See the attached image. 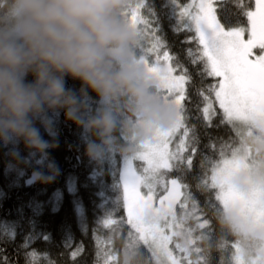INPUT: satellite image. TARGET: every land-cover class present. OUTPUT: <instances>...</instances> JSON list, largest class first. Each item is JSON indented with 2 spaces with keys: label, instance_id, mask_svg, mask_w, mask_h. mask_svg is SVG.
<instances>
[{
  "label": "trees",
  "instance_id": "16d2710c",
  "mask_svg": "<svg viewBox=\"0 0 264 264\" xmlns=\"http://www.w3.org/2000/svg\"><path fill=\"white\" fill-rule=\"evenodd\" d=\"M144 3L142 14L153 19L148 13L154 6L162 25L157 35L164 38L166 47L159 54L167 51L170 65H179L174 73L189 76L181 102L189 129L187 151L181 153L184 162L163 176L164 182L175 178L180 184L175 216L192 240L188 264H234L235 244L252 251L261 242L239 233L226 218L210 183L212 168L231 150L243 149L248 163L264 174V133L249 124L222 122L217 105L211 121L204 118V96L215 79L198 69L201 62H194L198 45L189 42L193 32L180 24V32L174 34L176 10L171 5L163 7L164 0ZM185 3L178 0V7ZM213 3L221 23L234 26L246 25L243 13L255 7V0ZM66 87L79 94L82 84L66 77ZM84 103L87 117L102 107L91 91ZM48 121L47 126L35 121L49 145L43 155L28 149L23 140L0 143V264H162L128 222L124 204L120 174L136 141L117 132L113 148L93 160L87 146L95 138L68 121L64 110L48 113ZM190 195L194 199H188Z\"/></svg>",
  "mask_w": 264,
  "mask_h": 264
},
{
  "label": "clouds",
  "instance_id": "9594fccd",
  "mask_svg": "<svg viewBox=\"0 0 264 264\" xmlns=\"http://www.w3.org/2000/svg\"><path fill=\"white\" fill-rule=\"evenodd\" d=\"M132 6L133 0H0V143L23 140L43 155L49 145L35 121L47 126L48 113L64 110L95 138L87 154L99 160L117 132L139 142L175 123L157 78L137 67ZM66 77L81 82L79 94L66 87ZM88 91L102 105L90 117ZM251 235L264 239V224Z\"/></svg>",
  "mask_w": 264,
  "mask_h": 264
},
{
  "label": "snow or ice",
  "instance_id": "6c2138e0",
  "mask_svg": "<svg viewBox=\"0 0 264 264\" xmlns=\"http://www.w3.org/2000/svg\"><path fill=\"white\" fill-rule=\"evenodd\" d=\"M169 5L178 12L175 17L177 24L172 26L174 34L180 32V24L186 20L188 30L194 32L189 42L198 45L194 62H201L197 63L198 69L204 75L215 79V83L208 87V95L204 96L206 105L203 108L204 118L211 121L216 112L214 105H218L222 122L231 125L264 123V0H255L254 9L243 13L246 25L235 26L221 23L213 0H186L183 7H178V0H164L163 7ZM145 7L144 0H140L132 6L128 19L140 37L144 34L141 26L149 30L148 34L156 41L149 51L159 53L160 48L166 47L164 38L157 35L162 31V25L156 17L154 6L148 13L153 19H148L142 14L141 10ZM245 32L248 33L246 41L242 39ZM254 49H259L255 55ZM189 52L192 50L189 49ZM171 59L172 57L165 51L161 63V56L156 54L157 67L150 72L157 78L160 90H163L164 101L175 109L176 122L167 131L158 132L152 142L137 156L145 165L144 171L157 183L163 178L164 171H172L184 162L181 153L187 151L185 139L182 138L175 150H171L172 137L181 127L183 137L189 135V129L184 125V106L181 103L185 100L184 84L189 76L186 72L174 76L175 67L179 65H170L168 62ZM172 93L177 95L173 96ZM188 164H191L190 159ZM243 164L244 158L235 150H231L228 156H222L215 164L212 168L215 175L211 174L210 183L216 190V199L236 206L256 218H264V183L246 195L227 185V178ZM170 184L171 188H168L167 182L165 183L167 195L160 201L162 205L167 201L169 208L182 195L177 179H171ZM142 186L144 184L141 178L135 176L128 164L124 173V204L129 223L145 243L156 246L164 258L162 264H180L169 248L170 238L158 232L153 224L146 222L154 192L151 181L146 185L148 188L146 196L141 194ZM187 198L194 199L191 195ZM194 206L198 208V202Z\"/></svg>",
  "mask_w": 264,
  "mask_h": 264
},
{
  "label": "rangeland",
  "instance_id": "374dc122",
  "mask_svg": "<svg viewBox=\"0 0 264 264\" xmlns=\"http://www.w3.org/2000/svg\"><path fill=\"white\" fill-rule=\"evenodd\" d=\"M138 2H140V0H138L136 4ZM176 15H178V12H176L175 17ZM181 24L188 29V26H186L188 25V22L186 20L182 21ZM141 31L144 34L140 37L139 46L135 50V55L138 61L137 67L142 71L151 73L150 70L157 67V64L155 62V56L156 54L159 53H153L149 51L152 45L155 44L154 43L155 39H153L152 36H148L149 30H146L141 26ZM247 38H248V33L245 32V35L242 37V39L246 41ZM253 52L255 55V53L259 52V49H254ZM159 55L161 56V63H163V54H159ZM173 75L175 76L176 74L173 72ZM184 89H185V84H184ZM160 91L163 92V90ZM172 95L175 96L177 95V93H172ZM247 124L256 127L257 129H259L261 132L264 133V123L256 122V123H247ZM168 129L163 131L155 130L152 132L150 138L141 140L139 142L136 141L135 137H131L130 139H134L136 141L137 147L131 154H129L125 158L122 165L120 177H121V183L123 185V193H124V173H125V169L129 164L131 167V171L135 174V176L141 178V181L143 182L144 186L140 188V191L141 194L145 196L148 192V188L146 185L149 181H151L154 197L151 208L148 210V214L146 216V222L153 224L158 230V232L162 233L166 237H169L170 238L169 248L172 249L173 255L180 261V264H188L190 262V258H189L190 245L192 243V240L186 234V232L182 231L179 228L175 216V206L176 204L179 203L181 196L177 198L176 202L172 205L171 208L168 207L167 201H165L164 204L162 205L160 201L164 195H167L165 191V183L167 182V187L171 188L170 180L164 182L162 178L159 183H157L155 180H152L150 174L144 171L145 165L142 163V161L137 159L138 154L143 150V148L146 145L152 142L154 136L158 132H164L167 131ZM182 138L185 139L183 137V127H181L176 132L174 137H172L170 149L175 150L176 145L180 143ZM235 151L238 152L239 156L244 158V164L231 173V175L227 178V185L230 186L235 191L246 195L249 192H251L254 188H256L258 185L264 183V174H262L256 167L248 163L245 151L243 149H236ZM137 163L139 164L137 165ZM212 175H215V173L213 172ZM179 190L181 191V189ZM219 203L222 206L223 211L225 212L226 218L233 224L235 229L244 236L253 237L251 233L255 231V226L259 224H264V218H256L253 215L243 212L238 207L230 204H226L223 201H219ZM127 218L129 222L128 213H127ZM259 240L261 242L260 247L252 251L246 250L240 244H235L234 264H264V239H259ZM146 244L151 248L154 256L158 260L163 262L164 258L159 253L156 246L152 243H146Z\"/></svg>",
  "mask_w": 264,
  "mask_h": 264
}]
</instances>
